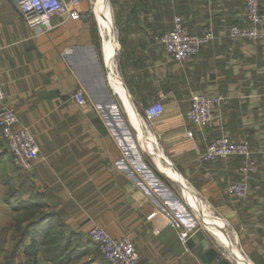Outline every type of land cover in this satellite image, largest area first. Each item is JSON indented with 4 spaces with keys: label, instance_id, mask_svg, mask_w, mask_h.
<instances>
[{
    "label": "crops",
    "instance_id": "obj_1",
    "mask_svg": "<svg viewBox=\"0 0 264 264\" xmlns=\"http://www.w3.org/2000/svg\"><path fill=\"white\" fill-rule=\"evenodd\" d=\"M109 4L117 39L115 60L128 103L138 114L156 102L163 106L162 115L144 132L154 135L155 150L208 213L235 233L234 245L243 260L264 264V40L233 42L227 35L232 25L246 24L243 0ZM259 8L264 17V0H259ZM74 11L79 18L53 16L50 30L31 28L13 0H0L5 102L38 147L32 169L21 171L0 133V231L33 210L31 216L50 213L56 230L78 242L89 241L92 225L112 237L129 238L138 264H203L179 240L181 231L201 228L183 197V184L165 175L144 151L126 103L107 83L93 0ZM175 16L191 34H213L191 61L172 60L159 42L172 29ZM259 28L264 29V20ZM192 93L228 97L203 129L185 117ZM218 136L249 142L256 170L244 199L225 192V186L239 178L240 157L199 159ZM156 209L170 214L171 226L162 229L146 219ZM211 235L219 246V236ZM4 242L6 246L9 240ZM210 245L218 249L211 240Z\"/></svg>",
    "mask_w": 264,
    "mask_h": 264
},
{
    "label": "built area",
    "instance_id": "obj_2",
    "mask_svg": "<svg viewBox=\"0 0 264 264\" xmlns=\"http://www.w3.org/2000/svg\"><path fill=\"white\" fill-rule=\"evenodd\" d=\"M13 1L23 19L31 28L42 27L45 30H50L52 28L50 21L53 16L68 14L70 17L77 19L79 14L74 11V8L87 0ZM203 1L210 3L213 0ZM243 5L246 24L229 27L227 32L229 40L233 42L264 40V29L259 28V25L264 20L260 12L259 0H243ZM212 38L213 34L210 30L205 31L201 35L191 34L186 29L182 18L175 16L172 29L162 34L159 37V42L163 45L165 53L172 60L183 63L191 61L199 55L201 48L211 41ZM116 73L119 76L117 70ZM120 81L122 82L121 78ZM107 83L109 85L108 79ZM227 101L228 97L219 94L192 93L189 96V107L185 112V117L196 127L203 129L214 120V109L226 106ZM162 113V104L156 102L144 108L142 113H136V120L146 130ZM0 133L5 142V149L11 156L13 164L21 171H30L34 165L33 159L38 153V147L29 128L19 123L14 109L5 102L1 72ZM251 154L247 139L232 141L225 136H218L205 147V150L199 155V159L202 162H207L233 156L240 157L242 161L237 170L239 178L228 183L225 186V192L236 199H244L249 193V176L256 170V160L253 159ZM146 219L155 221L162 229L171 226L173 223L170 214L165 209L153 210L146 216ZM87 235L90 241L96 245L101 257L107 264H138V253L129 238L112 237L99 225H92L88 229ZM190 235V231H181L179 233L180 242L184 244Z\"/></svg>",
    "mask_w": 264,
    "mask_h": 264
},
{
    "label": "trees",
    "instance_id": "obj_3",
    "mask_svg": "<svg viewBox=\"0 0 264 264\" xmlns=\"http://www.w3.org/2000/svg\"><path fill=\"white\" fill-rule=\"evenodd\" d=\"M31 211L16 217L11 224V245L4 264H77L92 252V262L107 264L90 239L75 241L70 233L56 230L50 213L31 216Z\"/></svg>",
    "mask_w": 264,
    "mask_h": 264
},
{
    "label": "bare ground",
    "instance_id": "obj_4",
    "mask_svg": "<svg viewBox=\"0 0 264 264\" xmlns=\"http://www.w3.org/2000/svg\"><path fill=\"white\" fill-rule=\"evenodd\" d=\"M94 4H96V0H94ZM96 18H97L99 33L103 42V55L107 70L106 75L110 87L112 88V85H114L118 97L122 98L126 103V107L129 111L131 122L133 124V127L137 129L139 133V138L141 136H146V135L149 136L150 141L147 142L150 147L149 153L158 164L160 170L166 172L171 179L177 181L178 183L183 184L184 181L182 177L179 175V173L171 167L170 163L166 161V159H164L160 151L155 150L154 148L155 139L153 137L154 135H152L149 132L148 133L144 132L142 126L136 120L135 109L130 103H128L129 100L128 94L125 90L123 83L120 81V77L118 76L115 70L116 69L114 62V57L116 53L115 32L113 30L114 28H113L112 11L108 0H97ZM182 193H183V197L185 196L186 198L187 201L186 203H188L190 208L193 209L196 217L200 219L204 231L206 233L208 232L210 234L214 233L219 236V239H216V241L219 244V246H221V248L224 249V251L226 252V257L225 256L224 257L230 260L234 264L236 263L247 264L244 261L246 260L245 257L238 252L236 246L234 245L235 242L233 239L236 238L235 233L231 230L228 231L224 227L222 221H220L219 218L218 219L213 218L214 216L208 213L204 203L200 201V199L198 200L193 195V193L190 192L186 186H184V184L182 187ZM220 223L222 224V227Z\"/></svg>",
    "mask_w": 264,
    "mask_h": 264
},
{
    "label": "rangeland",
    "instance_id": "obj_5",
    "mask_svg": "<svg viewBox=\"0 0 264 264\" xmlns=\"http://www.w3.org/2000/svg\"><path fill=\"white\" fill-rule=\"evenodd\" d=\"M108 2H109V0H108ZM96 5H97V0H96V4H94V0H93V11H92V13H93V16L96 18ZM112 19H113V14H112ZM96 20H97V18H96ZM113 30H114V32H115V35H116V30H115V25H114V20H113ZM99 30V29H98ZM100 38H101V36H100ZM102 40V39H101ZM115 43H116V45H117V39H116V37H115ZM102 45H103V42H102ZM116 57H114V62H115V66H116V70L118 71V66H117V63H116ZM119 72V71H118ZM105 78H106V72H105ZM112 89H113V91L115 92V94L118 96V94L116 93V90H115V86L114 85H112ZM116 96V97H117ZM134 123V122H133ZM135 126V125H134ZM143 129V128H142ZM147 129H149V128H147ZM146 129V130H147ZM141 139H142V141H141ZM148 141H150V138H149V136H141L140 137V144H141V147H143V149H144V151H146V153L149 155V156H151V154L149 153V150H150V147H149V144L147 143ZM153 151H155V150H153ZM146 154V155H147ZM162 154V153H161ZM152 157V156H151ZM152 159H153V157H152ZM154 160V159H153ZM155 161V160H154ZM155 163H156V161H155ZM157 164V163H156ZM157 166H158V164H157ZM158 168H159V166H158ZM160 169V168H159ZM162 171V170H161ZM165 175H167L168 177H169V175L166 173V172H164V171H162ZM193 211V210H192ZM208 211V210H207ZM191 214H193V215H195V212L193 211V212H191ZM215 215V214H214ZM196 216V215H195ZM197 218V217H196ZM213 218H217L218 219V217H217V215L216 216H214ZM198 219V218H197ZM220 219V218H219ZM198 221H199V223H200V225H201V222H200V219H198ZM220 221H222V220H220ZM222 223H223V225H224V227L228 230V231H230V229H228V227H227V225H225V223L222 221ZM221 224V223H220ZM221 227H222V224H221ZM201 228H203L202 227V225H201ZM13 233V225H9L8 227H5L4 229H3V231H0V264H4V262H5V255H6V253L8 252V250L10 249V238H11V234ZM206 235L208 236V238L212 241V243L213 244H215L216 246H218L215 242H214V237L208 232V233H206ZM6 239H8L9 240V243H8V245H6V246H4V244H5V240ZM218 248V250L221 252V253H223L222 252V250H221V247H217ZM92 254H93V252H92ZM90 254L89 256L93 259V257H95V254ZM88 258L89 257H85V258H82L79 262H77V264H98L96 261H94V262H92V260L90 261V260H88ZM95 259V258H94Z\"/></svg>",
    "mask_w": 264,
    "mask_h": 264
},
{
    "label": "water",
    "instance_id": "obj_6",
    "mask_svg": "<svg viewBox=\"0 0 264 264\" xmlns=\"http://www.w3.org/2000/svg\"><path fill=\"white\" fill-rule=\"evenodd\" d=\"M185 244L203 264H232L223 253L210 245V239L201 228L191 233Z\"/></svg>",
    "mask_w": 264,
    "mask_h": 264
}]
</instances>
